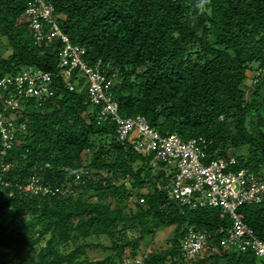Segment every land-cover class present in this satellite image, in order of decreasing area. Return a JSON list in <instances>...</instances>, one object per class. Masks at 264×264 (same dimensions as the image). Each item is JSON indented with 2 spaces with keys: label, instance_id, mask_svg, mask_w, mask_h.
<instances>
[{
  "label": "trees",
  "instance_id": "trees-1",
  "mask_svg": "<svg viewBox=\"0 0 264 264\" xmlns=\"http://www.w3.org/2000/svg\"><path fill=\"white\" fill-rule=\"evenodd\" d=\"M45 1L69 42L85 48L83 58L115 72L120 116H143L159 133L184 140L203 137L208 159L233 155L235 169L264 177V0ZM27 5L0 0V79L27 66L58 72L63 43L35 40ZM96 114L83 78L68 90L58 76L45 100L21 98L5 113L15 130L4 153L0 135V264H122L172 225L171 245L145 264L173 259L189 226L208 230L216 246L190 264H264L253 252L223 250L228 216L169 198L165 164L150 165ZM33 175L56 192L18 189ZM133 198L135 211L128 209ZM239 214L264 240V197ZM101 237L110 254L88 260V240ZM36 247L35 257L24 256Z\"/></svg>",
  "mask_w": 264,
  "mask_h": 264
},
{
  "label": "built area",
  "instance_id": "built-area-1",
  "mask_svg": "<svg viewBox=\"0 0 264 264\" xmlns=\"http://www.w3.org/2000/svg\"><path fill=\"white\" fill-rule=\"evenodd\" d=\"M25 12L38 43H51L54 38H59L63 47L59 52L58 72L27 66L16 75L0 79L2 153L10 147V142L14 139L15 127L10 117L5 115L7 111L16 109L21 98L45 100L52 93L54 77H60L68 90H74L77 78L82 77L88 100L97 108L98 122H113L117 138L129 143L136 153L149 156L150 165L164 163L173 166L167 165V168H163L170 175L165 186L169 198L190 208H219L230 220L229 227L220 239L222 249L241 253L250 251L264 260V240L255 235L239 214L243 205L262 201L264 177L255 174L248 167L235 169L238 161L233 155L208 159L203 137L184 140L176 133H159L143 116H120L111 91L116 74L110 72L108 64L101 60L89 64L83 58L85 48L72 44L62 33L51 3L45 0H28ZM259 73L257 71L256 75ZM78 178L76 175V179ZM17 187L32 194L56 192L43 186L34 175L24 185ZM139 201L142 202L143 199L140 198ZM209 236L206 229L187 227L180 239L178 253L165 264H190L206 250H215L216 246L209 242ZM146 257L147 255L142 258L138 254L130 257L125 254L122 264H145Z\"/></svg>",
  "mask_w": 264,
  "mask_h": 264
},
{
  "label": "rangeland",
  "instance_id": "rangeland-1",
  "mask_svg": "<svg viewBox=\"0 0 264 264\" xmlns=\"http://www.w3.org/2000/svg\"><path fill=\"white\" fill-rule=\"evenodd\" d=\"M9 52H10V49L6 52L5 55H8ZM167 165L169 167H173L170 164H166L164 165V167L167 168L168 167ZM263 172H264V169H263ZM124 181L127 182V179H124ZM128 188L130 187L128 186ZM137 192L144 193L146 192V189L145 188L137 189ZM133 200L134 198L131 199L132 202L128 205V209H132V211H135V207L133 206ZM130 235L134 236V233L132 232L130 233ZM173 235H174V225L158 228L151 237H148L144 241L140 242L138 255L143 258L151 252L163 251L167 249L171 245V238L173 237ZM88 241L92 245L90 246V248L86 249V255H84V257H87L88 260H91V261L101 260L104 257H106L108 254H110V252L106 250L105 247H103V245L104 246L109 245L108 240L105 239L104 237H101V239L90 238ZM37 250H38L37 247L35 249L28 250L26 251L24 256L27 258L35 257L37 255L36 254Z\"/></svg>",
  "mask_w": 264,
  "mask_h": 264
}]
</instances>
